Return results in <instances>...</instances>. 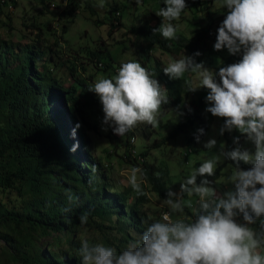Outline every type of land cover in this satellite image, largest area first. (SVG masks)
I'll list each match as a JSON object with an SVG mask.
<instances>
[{
	"label": "trees",
	"instance_id": "trees-1",
	"mask_svg": "<svg viewBox=\"0 0 264 264\" xmlns=\"http://www.w3.org/2000/svg\"><path fill=\"white\" fill-rule=\"evenodd\" d=\"M39 1L44 8L52 5L51 0ZM139 2L143 3V0ZM186 3L188 8L194 9L192 14L200 12L209 15L214 0H186ZM71 4L72 0H67L65 6ZM59 6L62 5L59 3ZM1 7L0 14L3 13ZM70 11H63V16L69 15ZM119 18L120 13L119 16L114 15L113 20L118 21ZM0 23L3 24L2 21ZM161 24L162 17H156L154 25L146 22L129 29L134 36L131 43L139 59L149 55L152 47L168 53H177L183 47L174 40L163 38L159 32H153ZM119 25L112 23L110 27L113 29ZM36 29L34 44L24 46L0 35V194L6 197L0 200V242L5 247L4 253L16 264H81V235L91 226L103 234L107 246L112 244L111 234L119 233L120 239L113 238L117 240L118 252L120 246H125L131 239L130 229L143 234L146 226L141 207L146 197L139 195L131 202L130 188L119 191L111 185L108 164L89 150L91 141L88 132L96 131L88 121L90 115L87 111L93 100L87 97L86 89H75L74 83L81 84L80 80H73V84L65 87L62 74L57 79L52 77L47 67L50 59L53 60L51 49L48 48L51 58L43 62L39 69L38 63L44 55L40 50L43 34L41 28L37 26ZM62 31L66 32L64 25ZM194 33L197 34V30ZM191 52V57L201 63L195 51ZM240 58L237 55L223 58L214 69L215 73H219L220 67L236 63ZM90 61H94L95 67L100 63L94 53H90ZM108 67L102 66L104 69ZM164 67L162 62L155 60V67L148 71L167 90L171 103L180 102L186 81L170 78L164 73ZM67 69L70 77L76 78V68L71 65ZM190 74L187 73L188 76ZM57 101H61L64 107H55ZM192 111L190 108L187 110V118L193 116ZM187 125L189 121L184 122L181 129ZM201 129L204 131V124ZM223 135L226 139L225 152L237 146L242 148L243 135L230 137L228 131ZM237 137L239 144L234 143ZM129 141L124 146L126 151L123 156L113 150L106 152V157L114 154L133 167H146V154L132 156L130 150L133 146L129 149ZM139 156L142 163L137 160ZM225 163L236 166V162L228 159ZM239 166L242 170L252 167L243 161ZM220 170L219 167L215 176L206 177L210 185L221 176ZM143 172L151 191L165 200L169 190L164 174L146 169ZM204 178L198 176L197 183ZM182 196L186 198L188 195L184 193ZM85 215L87 223L82 224L80 217ZM85 241L93 245V241Z\"/></svg>",
	"mask_w": 264,
	"mask_h": 264
},
{
	"label": "clouds",
	"instance_id": "clouds-1",
	"mask_svg": "<svg viewBox=\"0 0 264 264\" xmlns=\"http://www.w3.org/2000/svg\"><path fill=\"white\" fill-rule=\"evenodd\" d=\"M164 4L156 12L163 22L153 32L175 39L178 29L173 21L188 6L186 0H164ZM220 7L226 15L214 49L226 48L230 55H239V61L219 68V83L211 70L191 56L169 62L163 71L179 80L186 73L195 74L199 83L193 86L186 81L188 91L209 90L206 111L224 119L220 134L238 130L254 144V153L240 146L227 152L222 148L188 175L180 194L168 191L164 203L169 210L149 224L139 241L119 252L103 243L83 241L81 264H264V0H220ZM89 91L100 98L106 126L102 130L110 127L120 137L140 124L157 127L162 105L168 103L167 90L135 60L123 62L112 78H98ZM234 143L239 144L238 137ZM216 145L212 138L204 147L211 150ZM221 159L236 162L226 180L234 191L224 196H218L206 178L216 175ZM241 161L252 167L242 170ZM198 176L205 177L199 184ZM143 180V170L133 167L128 183L138 195H145ZM184 193L197 196L196 204L183 199ZM185 208L192 211L191 216ZM87 219L80 217L82 224Z\"/></svg>",
	"mask_w": 264,
	"mask_h": 264
},
{
	"label": "rangeland",
	"instance_id": "rangeland-1",
	"mask_svg": "<svg viewBox=\"0 0 264 264\" xmlns=\"http://www.w3.org/2000/svg\"><path fill=\"white\" fill-rule=\"evenodd\" d=\"M51 3L56 7L44 8L39 0H12V11H8L2 6L3 13L0 14V21L3 24L0 23V26L3 27L0 35L21 46L34 44L33 40L36 37V27L38 26L43 34L40 37V50L44 53L42 61L38 63L39 69L41 70L43 62H48L51 58L49 48L53 60L50 59L47 67L50 68L52 77L57 79L62 74L65 79V87L73 84V80L81 81V84L74 83L75 89H86L87 97L93 100V104L87 111L90 115L88 121L95 126L96 131L88 132L91 141L89 150L104 164H108L111 185H114L119 191L130 188L131 202H134L139 196L128 183L133 166L114 154L110 158L106 157V152L113 150L123 156L126 151L124 148L126 142L134 138L133 148L136 153L144 152L146 154L144 158L146 167L139 168L143 171L146 169V171L161 172L164 174L168 190L180 194L181 183L195 168H198L205 160L218 155L222 148L225 151L226 139L224 135L220 134L223 118L214 117L206 111V108L210 106L206 101L209 90L199 88L194 92L188 91V83H185L186 89L184 88L181 93L180 102L171 103L168 98V103L162 105L157 127L140 124L124 137L115 135L110 127L107 131L102 130L106 127L102 124L104 117L102 104L100 98L89 90L98 78L114 77L123 62L135 60L148 70L155 67V60H157L166 67L169 62L180 59L183 55L192 56L191 50L195 51V54L199 53L198 57L201 62L214 73V78L219 83L220 77L214 69L220 65L223 58L232 56L226 48L221 51L214 49L217 30L226 15V10L220 7V0H214L209 15L200 12L192 14L194 9L187 8L178 21H173L178 30L177 38L171 40L183 46L180 51L168 53L152 47L149 50V55L142 59H139L137 50L131 43L134 36L130 34L129 29L146 22L154 25L156 17H160L156 15V12L162 8V0H143V3L139 0H72V4L68 6H65L67 0H51ZM59 3L62 5L61 7ZM101 3H103V7L99 6ZM63 11L71 13L63 16ZM118 13H120V18L118 21H114V15L118 16ZM59 15L62 16L59 17ZM112 23L121 25L112 29L110 27ZM48 25H50L49 30L47 29ZM63 25L66 27L65 33L62 31ZM110 30L112 31L110 32ZM195 30H197V34L194 33ZM90 53L96 54L97 60L101 64L110 67L104 69L103 65L97 64V61H95L97 64L95 67L94 61H90ZM71 65L76 68L74 73L76 78L74 79L70 77L67 69ZM183 79L191 82L193 86L199 83L195 74L188 76L186 73ZM161 87L163 88L162 85ZM55 107L62 108L64 105L61 101H57ZM189 108L194 112L192 111L193 116L187 118L186 112ZM187 121H189V125L182 130L181 125ZM202 124L205 129L201 134L199 130ZM240 135L242 134L238 130L229 132L230 137ZM197 136H199V142ZM212 138L216 139L217 145L209 150L204 145ZM241 145L242 149H248L254 153V144L247 141L244 135ZM130 147L131 145L129 149ZM219 167L221 176L210 186L215 189L218 196H224L228 191H234V185L226 183L227 177L234 167L225 163V159H221L217 168ZM141 188L146 197L141 212L144 214L147 228L151 222L162 217L161 212H167L169 209L164 200L151 191L145 175ZM5 198L0 194V200H5ZM183 199H191L195 205L199 198L187 196ZM185 214L191 216L192 211L185 208ZM112 220L115 221V217ZM240 222H243L242 217ZM104 223L108 225L107 222ZM129 234L131 239L126 242L125 246H120V251L130 243L139 241L142 235L131 229ZM81 236L83 241H93V245L96 243L105 244L102 238L103 234L96 231L94 226L85 229ZM113 238L120 239L121 235L113 232L110 236V241H112L110 247L117 250V240H113ZM4 249L3 242H0V264H16L4 253Z\"/></svg>",
	"mask_w": 264,
	"mask_h": 264
},
{
	"label": "built area",
	"instance_id": "built-area-1",
	"mask_svg": "<svg viewBox=\"0 0 264 264\" xmlns=\"http://www.w3.org/2000/svg\"><path fill=\"white\" fill-rule=\"evenodd\" d=\"M65 2V1H64ZM0 5H2L3 7H5L8 11H12L13 10V6H12V3H8V1L6 0H0ZM52 8H54V5L52 4L51 5ZM118 16H119V13H118ZM130 145L133 146V143H134V138H131L130 141H129ZM130 153L132 156H135L136 157V151L133 149L130 150ZM187 156V155H185ZM137 160L142 163V160H141V157H137ZM164 212H161V215H163Z\"/></svg>",
	"mask_w": 264,
	"mask_h": 264
},
{
	"label": "bare ground",
	"instance_id": "bare-ground-1",
	"mask_svg": "<svg viewBox=\"0 0 264 264\" xmlns=\"http://www.w3.org/2000/svg\"><path fill=\"white\" fill-rule=\"evenodd\" d=\"M165 213V212H164Z\"/></svg>",
	"mask_w": 264,
	"mask_h": 264
}]
</instances>
